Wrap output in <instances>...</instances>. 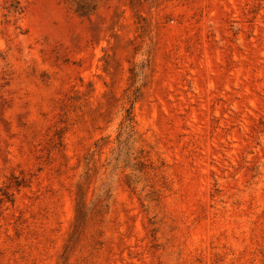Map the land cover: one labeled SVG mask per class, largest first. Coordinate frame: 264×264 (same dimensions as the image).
<instances>
[{
	"label": "rangeland",
	"instance_id": "1",
	"mask_svg": "<svg viewBox=\"0 0 264 264\" xmlns=\"http://www.w3.org/2000/svg\"><path fill=\"white\" fill-rule=\"evenodd\" d=\"M0 264H264V0H0Z\"/></svg>",
	"mask_w": 264,
	"mask_h": 264
}]
</instances>
